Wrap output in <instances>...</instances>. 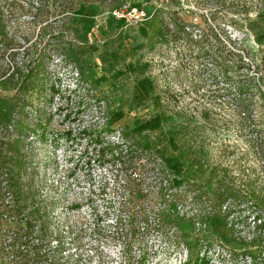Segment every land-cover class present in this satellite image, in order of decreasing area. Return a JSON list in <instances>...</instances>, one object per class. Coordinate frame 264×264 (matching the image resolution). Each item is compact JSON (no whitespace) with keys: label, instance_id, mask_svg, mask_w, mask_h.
<instances>
[{"label":"rangeland","instance_id":"rangeland-1","mask_svg":"<svg viewBox=\"0 0 264 264\" xmlns=\"http://www.w3.org/2000/svg\"><path fill=\"white\" fill-rule=\"evenodd\" d=\"M19 2L9 20L18 38L30 35L28 45L40 26ZM186 3L208 11L201 25L191 26V33L200 29L197 38L184 29L190 13L178 0L138 27L118 23L112 7L82 4L69 23L72 42L62 43L65 56L51 59L50 79L60 93L50 106L51 130L34 143V163L60 198L73 264H139L143 253L147 264L198 257L208 264H264V226L256 218L264 209L249 194L220 199L231 187L264 194V0ZM226 46L241 54L228 57V77L219 71ZM88 92L96 99H87ZM13 97L0 81V117ZM59 104L69 117L56 111ZM85 127L134 150L135 142L143 144L151 170L136 169L134 152L122 164L109 152L94 153L79 137ZM165 164L167 187L153 171ZM199 166L218 167V177ZM138 189L149 190L141 204L148 220L129 218L137 208L128 199ZM168 194L177 197L180 219L161 223L157 212L169 204Z\"/></svg>","mask_w":264,"mask_h":264},{"label":"trees","instance_id":"trees-1","mask_svg":"<svg viewBox=\"0 0 264 264\" xmlns=\"http://www.w3.org/2000/svg\"><path fill=\"white\" fill-rule=\"evenodd\" d=\"M14 1H0V81L11 86L14 95L9 102L6 116L0 117V264H73L66 255V231L60 223L58 213L60 198L54 185L47 184L38 164L34 163L37 156L34 143H42L51 130L53 114L50 112V106L60 89L56 82L50 79L49 65L54 53H62L65 56L61 48L62 43L72 42L68 36L71 31L69 23L74 19V12L82 4L113 8L121 0H20L21 7L31 16L29 22L40 26L35 41L28 45L31 41L30 35L18 38L10 24ZM220 53H223L220 60L223 66H219V71L228 77V57L231 59L241 54L227 46ZM89 92L84 96L90 100L96 99V95ZM80 100L83 98L77 100L78 104H81ZM66 103L69 104V101ZM65 110L63 112L64 104H59L56 111L63 113L67 118L70 112H67L68 108ZM90 128L81 130L79 137L85 138L87 143L93 145L94 153L101 156V153L104 155L109 152L116 156L120 163L123 156L134 152L138 159L136 169L143 173L151 170L149 164L152 155L143 144L135 142L137 150H134L132 145L128 146L124 141H106L103 135L97 136ZM103 129L107 132L112 130L109 123H105ZM72 134V130L66 131L65 138L73 139ZM187 155L189 154H186V157ZM155 169L152 170L160 174L161 185L167 187L170 182L162 172L165 169L169 171L168 166ZM205 170H209L210 179L218 177L220 172L219 168L214 166L196 168V171L201 173ZM145 193H149V190ZM146 194L143 189H138L129 197L130 204L133 203L137 208H130V219H149L148 211L141 206L144 203L142 197ZM248 194L256 205L264 209V194L257 189L249 190V193L246 191L244 194L243 190L231 187L221 194L220 199L233 197L241 201ZM165 200H168L169 204L156 213L158 219L161 223L179 221L180 216L177 215L175 206L177 197L168 194ZM256 218L260 221L258 226L263 227V214ZM139 258V264H147L144 253L139 254ZM208 263L198 257L190 258L183 264Z\"/></svg>","mask_w":264,"mask_h":264},{"label":"built area","instance_id":"built-area-1","mask_svg":"<svg viewBox=\"0 0 264 264\" xmlns=\"http://www.w3.org/2000/svg\"><path fill=\"white\" fill-rule=\"evenodd\" d=\"M181 4V9L189 12L188 24H184V29L190 34L192 32L191 26L201 25L203 20V15L207 14V9H201V6L197 3L187 5L186 0H178ZM170 0H145L143 2L121 0L120 3L111 8V15L120 22L123 23L125 27H138L143 22L148 21L152 17L166 13L169 7ZM171 20V19H170ZM211 20V19H209ZM167 24V22H166ZM172 25V24H171ZM170 27V25L168 24ZM197 28V27H196ZM172 32H175L171 30ZM200 29H196L195 32L191 33V36L195 38L198 37V32Z\"/></svg>","mask_w":264,"mask_h":264},{"label":"crops","instance_id":"crops-1","mask_svg":"<svg viewBox=\"0 0 264 264\" xmlns=\"http://www.w3.org/2000/svg\"><path fill=\"white\" fill-rule=\"evenodd\" d=\"M117 22L120 23L123 26V23L122 22H120L119 20H117Z\"/></svg>","mask_w":264,"mask_h":264}]
</instances>
